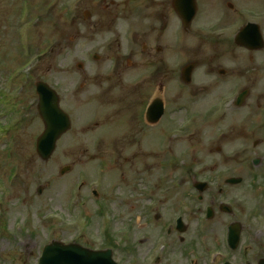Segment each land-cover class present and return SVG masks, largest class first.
Returning a JSON list of instances; mask_svg holds the SVG:
<instances>
[{"label": "rangeland", "instance_id": "1", "mask_svg": "<svg viewBox=\"0 0 264 264\" xmlns=\"http://www.w3.org/2000/svg\"><path fill=\"white\" fill-rule=\"evenodd\" d=\"M30 1L32 5L35 4L34 8H37L45 7L47 0ZM21 2L22 0H0V60L2 64L0 86L5 83V75L7 76L15 68L16 72L24 70L26 75L31 74L28 79L22 78L18 82V85L24 89L22 98H24L26 114L31 118L27 122L16 126L6 121L8 115L19 107L18 103L20 102L18 96L10 98L9 90L0 92V103L8 105L7 110L2 113V120L0 121V132H5L8 135L7 138L0 137V142L6 140L4 152H2L3 148L0 147V191L3 193L2 195L0 194V201L4 200L7 203V208H9L6 210L9 214L7 225L15 232V236H3L1 238L0 249L5 261L4 264H35L39 256L38 253L41 252L43 246L53 239L61 241L83 239L82 242L96 246L103 241L102 226L98 228V225L94 223V229L92 230L88 215L81 207L78 208V213H84V217L89 223L87 225L83 222L85 232L90 233L85 238H80L82 228L79 226L70 227L67 222L56 221V223H49L45 221L46 215L55 212L61 213L67 219L73 218L66 211V200L70 197L69 190L74 188L77 191L78 184L82 179L79 172L83 171L93 176L94 168L98 163L92 161V165H87L90 160L86 157L82 165H74V162L79 160L76 146H88L93 143L91 139L92 133H83L84 137L77 141V136L81 133L75 130V125L72 128V132L58 143L52 159L47 163L41 161L36 152V143L37 138L44 130V126L37 113V108H35L37 96L34 83L38 79H44L51 86L59 88L57 91L60 95L62 94V104L64 102L66 109L68 108L76 113L77 104L69 97V93L71 90H75L80 82L79 74L76 72L77 63L79 60L87 58L88 55L86 54L83 58L81 55L76 57L73 50L59 53L58 49H56L55 54L43 56L31 64H23L25 59L20 47L26 52L30 46L35 49H40L41 47L46 49L45 47L49 44L51 45L54 41L60 42L59 27L63 28V25L58 22V18L62 13L60 9L54 10L49 15L42 10L40 13L44 14L45 18L43 15L44 19L36 31L34 30L35 24H30L28 29L24 30L21 27V33H17ZM53 38L55 39L52 40ZM186 42L192 45V47H188L190 48V58L202 60L203 51L207 47L205 41L195 37L193 34H189ZM75 44H78V42ZM87 52L88 50L84 51V53ZM37 66L38 70L36 71ZM63 69H66L68 73L61 71ZM199 74L200 81H202V68L199 70ZM173 93H176V90H173ZM22 116L23 114L17 115L15 120H21ZM75 120L77 122L76 128L84 124L82 130L91 121H86V117L78 113L75 114ZM0 145L3 146L1 143ZM12 153L13 156L11 157ZM202 154H204L203 146ZM211 155L214 156L213 154ZM120 162V167L112 161L111 167L106 168L107 173H110L111 177L116 178V181H112L114 183L109 187V194L115 191L113 196L117 192L123 193L127 189L122 174L124 171V160L121 159ZM70 165H74L73 169L61 176V169ZM12 169L19 173L18 177L12 183H6L11 182ZM119 179L123 181V184H117V182L120 183ZM143 183L149 184L147 177ZM64 184L67 186L66 189H64ZM40 188H42V194L38 193ZM87 191L88 188H83L79 193L85 194ZM86 210L90 216H95L92 208L89 207ZM0 211L3 214L4 211L2 209ZM116 221L119 223V227L122 228V218L117 216ZM14 222H17V226H22L21 230L14 228ZM136 231H138L137 228ZM139 235L140 233L138 232ZM26 244L29 245V249L26 250L27 253L24 252L25 249L22 247ZM10 250L12 251L11 254L14 255L13 257L8 254Z\"/></svg>", "mask_w": 264, "mask_h": 264}, {"label": "water", "instance_id": "2", "mask_svg": "<svg viewBox=\"0 0 264 264\" xmlns=\"http://www.w3.org/2000/svg\"><path fill=\"white\" fill-rule=\"evenodd\" d=\"M51 135H52V130L49 129V131H48L47 134L44 136V138H42V139L40 140L41 148H42L41 153H42V155H43L44 157H48V156H49V154H50V150H49L48 148L43 147V144H44V141L46 140V138H48V137L51 136Z\"/></svg>", "mask_w": 264, "mask_h": 264}, {"label": "flooded vegetation", "instance_id": "3", "mask_svg": "<svg viewBox=\"0 0 264 264\" xmlns=\"http://www.w3.org/2000/svg\"><path fill=\"white\" fill-rule=\"evenodd\" d=\"M135 142V141H134ZM126 254H128L129 255V251H128V253L126 252Z\"/></svg>", "mask_w": 264, "mask_h": 264}]
</instances>
